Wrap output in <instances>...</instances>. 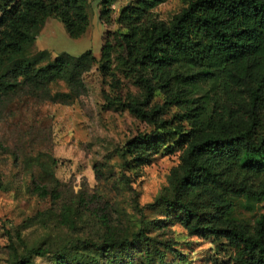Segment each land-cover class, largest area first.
Instances as JSON below:
<instances>
[{"label":"trees","instance_id":"16d2710c","mask_svg":"<svg viewBox=\"0 0 264 264\" xmlns=\"http://www.w3.org/2000/svg\"><path fill=\"white\" fill-rule=\"evenodd\" d=\"M115 1L101 0V21ZM159 2L132 0L121 6L115 22L124 31L104 35L98 58L91 50L77 56L63 52L37 67L48 56L46 50L35 58L23 54L45 19H59L67 35L78 38L89 25L87 0H0V66L14 65L12 82L1 81L0 91L19 85L18 76L38 86L65 75L74 85L76 74L93 65L114 85L128 79L136 93L107 94L105 99L149 122L153 130L135 134L124 144V154L141 167L160 150L172 153L186 144L180 166L171 171L170 196L155 203L176 211L189 234L223 238L233 249V264H264V219H257L252 231L230 222L224 199L264 198V0H192L167 24L151 17ZM194 25L204 29L209 42L192 37ZM74 88V93L83 88L80 79ZM156 92L163 95L161 105L151 104ZM167 104L184 109L180 117L187 125L174 126L179 140L171 146L159 134L169 126L162 118ZM261 178L257 185L249 182ZM36 191L57 198L45 186L37 185ZM213 209V218L206 220L205 211ZM70 213L65 206L60 220L72 226ZM16 237L21 241L18 232ZM149 241L142 229L130 238L104 233L98 240H81L80 249L56 251L54 264H133L132 251L139 244L143 256H151ZM50 252L30 247L11 264H30ZM155 255L163 264V254L156 250Z\"/></svg>","mask_w":264,"mask_h":264},{"label":"rangeland","instance_id":"374dc122","mask_svg":"<svg viewBox=\"0 0 264 264\" xmlns=\"http://www.w3.org/2000/svg\"><path fill=\"white\" fill-rule=\"evenodd\" d=\"M129 1L116 0L101 21V0H87L89 25L78 38H70L59 19L47 17L23 56L35 58L46 50L48 56L37 67L63 52L77 56L91 50L98 58L104 35L124 31L115 20ZM191 1L160 0L151 17L167 24ZM190 33L194 39L210 41L198 25L191 26ZM13 67L0 66V82H12ZM79 79L83 88L74 93ZM16 81L19 85L13 89L0 91V264H11L35 246L51 252L34 257L30 264H54L56 251L80 249L83 239L98 240L109 232L130 238L140 229L150 238L151 256L146 259L139 244L132 251L133 264H159L156 250L163 254V264H233V249L223 238L189 234L176 211L155 203L170 196L171 171L180 166L186 144L172 153L160 150L141 167L124 154V144L135 134L153 130L149 122L105 99L107 94L136 93L128 79L120 78L114 85L93 65L76 74L74 85L65 75L38 86L19 76ZM162 103V93L156 92L151 104ZM183 111L164 105L162 118L169 126L159 134L165 146L179 140L174 126L187 127L180 117ZM262 180L249 182L257 185ZM37 185L54 190L57 198L39 196ZM224 199L230 206L225 214L230 222L252 231L256 220L264 219V198L225 195ZM65 206L70 207L72 226L60 220ZM213 213L214 209L205 211L204 218L212 219Z\"/></svg>","mask_w":264,"mask_h":264},{"label":"built area","instance_id":"2783aa9c","mask_svg":"<svg viewBox=\"0 0 264 264\" xmlns=\"http://www.w3.org/2000/svg\"><path fill=\"white\" fill-rule=\"evenodd\" d=\"M113 7V6H112Z\"/></svg>","mask_w":264,"mask_h":264}]
</instances>
